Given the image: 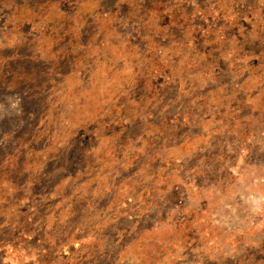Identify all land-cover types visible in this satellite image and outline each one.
<instances>
[{
    "label": "rangeland",
    "instance_id": "obj_1",
    "mask_svg": "<svg viewBox=\"0 0 264 264\" xmlns=\"http://www.w3.org/2000/svg\"><path fill=\"white\" fill-rule=\"evenodd\" d=\"M0 264H264V0H0Z\"/></svg>",
    "mask_w": 264,
    "mask_h": 264
}]
</instances>
